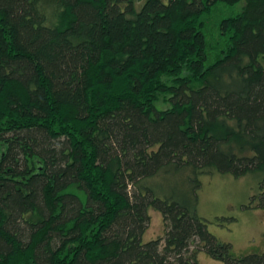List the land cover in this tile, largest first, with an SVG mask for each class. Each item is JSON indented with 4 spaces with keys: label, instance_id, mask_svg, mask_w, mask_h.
Returning <instances> with one entry per match:
<instances>
[{
    "label": "trees",
    "instance_id": "trees-1",
    "mask_svg": "<svg viewBox=\"0 0 264 264\" xmlns=\"http://www.w3.org/2000/svg\"><path fill=\"white\" fill-rule=\"evenodd\" d=\"M214 174L264 211V0H0V264H264L198 216Z\"/></svg>",
    "mask_w": 264,
    "mask_h": 264
},
{
    "label": "rangeland",
    "instance_id": "rangeland-1",
    "mask_svg": "<svg viewBox=\"0 0 264 264\" xmlns=\"http://www.w3.org/2000/svg\"><path fill=\"white\" fill-rule=\"evenodd\" d=\"M244 7V2L235 6L220 4L208 16L207 37L210 44L215 48L212 57L215 59L224 44L219 46L213 42L211 32L217 36L218 22L224 18L235 16ZM210 29V31H209ZM202 188L198 192L199 201L197 214L208 222V230L221 244L232 246L231 254L234 258L246 255L264 253V211L250 209L252 200L259 195L261 180L255 174H248L243 178L236 179L230 175L214 174L201 178ZM160 197H165L176 192H187L189 185L184 184L181 177L163 176L150 184ZM151 224L143 236V241L163 237L165 226L160 213L150 210ZM232 220L228 223L221 221ZM196 247H191L193 250ZM200 264H224L213 260L206 253L198 255Z\"/></svg>",
    "mask_w": 264,
    "mask_h": 264
}]
</instances>
